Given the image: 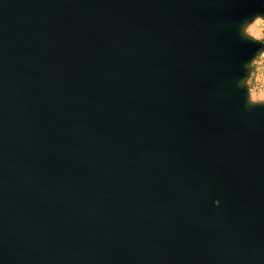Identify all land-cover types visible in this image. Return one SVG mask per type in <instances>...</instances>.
I'll return each mask as SVG.
<instances>
[{"label":"water","instance_id":"water-1","mask_svg":"<svg viewBox=\"0 0 264 264\" xmlns=\"http://www.w3.org/2000/svg\"><path fill=\"white\" fill-rule=\"evenodd\" d=\"M257 14L0 0V264H264Z\"/></svg>","mask_w":264,"mask_h":264},{"label":"clouds","instance_id":"clouds-1","mask_svg":"<svg viewBox=\"0 0 264 264\" xmlns=\"http://www.w3.org/2000/svg\"><path fill=\"white\" fill-rule=\"evenodd\" d=\"M262 16H264V14H257L254 17L244 21L241 26H240V30H239V34L241 36V39L250 42L252 44L256 43V40L253 39V37H251L248 34V28L249 26L254 23L257 19H260ZM262 49L260 47L257 48L254 56L252 57V59H255L256 55L261 51ZM252 60H250L249 62H247L244 67L246 70V74L243 78H241L238 81V88L242 89V90H246V100L245 103L248 107H259V106H264V101H260L258 99H254L253 95L250 94L249 90H248V84H247V80H248V73L250 71V64H251Z\"/></svg>","mask_w":264,"mask_h":264},{"label":"rangeland","instance_id":"rangeland-1","mask_svg":"<svg viewBox=\"0 0 264 264\" xmlns=\"http://www.w3.org/2000/svg\"><path fill=\"white\" fill-rule=\"evenodd\" d=\"M262 53H264V49L256 57V59L254 60L251 66V72L248 78V85L250 88L251 95H253V90H255L257 96L264 95V64H260V65L255 64V62L259 59Z\"/></svg>","mask_w":264,"mask_h":264},{"label":"snow or ice","instance_id":"snow-or-ice-1","mask_svg":"<svg viewBox=\"0 0 264 264\" xmlns=\"http://www.w3.org/2000/svg\"><path fill=\"white\" fill-rule=\"evenodd\" d=\"M248 34L253 37L254 40L264 42V18L257 19L254 23H252L248 28ZM255 64H264V53L261 54ZM253 97L254 99L264 101V95L257 96L255 90H253Z\"/></svg>","mask_w":264,"mask_h":264}]
</instances>
